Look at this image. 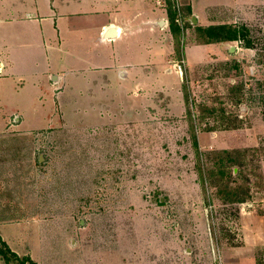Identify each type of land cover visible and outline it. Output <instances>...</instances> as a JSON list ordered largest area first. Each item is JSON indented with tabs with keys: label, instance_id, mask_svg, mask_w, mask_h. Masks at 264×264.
Returning a JSON list of instances; mask_svg holds the SVG:
<instances>
[{
	"label": "rangeland",
	"instance_id": "rangeland-1",
	"mask_svg": "<svg viewBox=\"0 0 264 264\" xmlns=\"http://www.w3.org/2000/svg\"><path fill=\"white\" fill-rule=\"evenodd\" d=\"M249 13L235 27L251 48L188 61L203 41L177 21V91L127 92L86 118L65 102L33 132L7 119L0 239L17 258L0 241V264H264V0Z\"/></svg>",
	"mask_w": 264,
	"mask_h": 264
},
{
	"label": "crops",
	"instance_id": "crops-1",
	"mask_svg": "<svg viewBox=\"0 0 264 264\" xmlns=\"http://www.w3.org/2000/svg\"><path fill=\"white\" fill-rule=\"evenodd\" d=\"M186 1L190 15L181 22L207 28L245 22L262 0ZM167 5L166 0H0V132L8 118L23 131L53 128L56 109L65 102L86 118L127 99V92L138 102L147 101L151 90L177 91L183 78ZM228 43L186 47V59H198L203 48L221 51Z\"/></svg>",
	"mask_w": 264,
	"mask_h": 264
},
{
	"label": "trees",
	"instance_id": "trees-1",
	"mask_svg": "<svg viewBox=\"0 0 264 264\" xmlns=\"http://www.w3.org/2000/svg\"><path fill=\"white\" fill-rule=\"evenodd\" d=\"M168 3V2H167ZM170 4L167 5V15H168V25L171 34L177 39L178 35L181 33L180 25L177 24V14L175 11L170 9ZM188 15H190V10H187ZM244 26L239 27L230 26V25H218V26H210L207 28L197 27L196 31L199 34V37L202 39L203 43H213V42H232V41H244V47L249 49L251 48V43L246 40L247 30L243 29ZM194 146H196V142L194 141ZM224 154H228V152L224 151ZM225 162H229L231 164L234 163L233 160L227 158ZM224 163H222V166ZM222 171V170H221ZM222 176L226 175V172L223 171ZM1 241V239H0ZM2 245L6 248L8 254L12 257L17 258V255L11 252L7 246V244L1 241ZM4 255V254H3ZM31 261V260H22V262Z\"/></svg>",
	"mask_w": 264,
	"mask_h": 264
},
{
	"label": "water",
	"instance_id": "water-1",
	"mask_svg": "<svg viewBox=\"0 0 264 264\" xmlns=\"http://www.w3.org/2000/svg\"><path fill=\"white\" fill-rule=\"evenodd\" d=\"M108 34L112 35L113 34V30L111 29Z\"/></svg>",
	"mask_w": 264,
	"mask_h": 264
},
{
	"label": "built area",
	"instance_id": "built-area-1",
	"mask_svg": "<svg viewBox=\"0 0 264 264\" xmlns=\"http://www.w3.org/2000/svg\"><path fill=\"white\" fill-rule=\"evenodd\" d=\"M177 21L180 22V19H178ZM180 24H181V22H180Z\"/></svg>",
	"mask_w": 264,
	"mask_h": 264
}]
</instances>
